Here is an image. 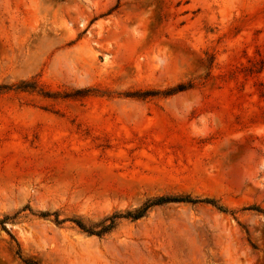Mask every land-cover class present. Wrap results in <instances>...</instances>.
<instances>
[{
    "label": "rangeland",
    "instance_id": "1",
    "mask_svg": "<svg viewBox=\"0 0 264 264\" xmlns=\"http://www.w3.org/2000/svg\"><path fill=\"white\" fill-rule=\"evenodd\" d=\"M18 247L264 264V0H0V264Z\"/></svg>",
    "mask_w": 264,
    "mask_h": 264
},
{
    "label": "trees",
    "instance_id": "2",
    "mask_svg": "<svg viewBox=\"0 0 264 264\" xmlns=\"http://www.w3.org/2000/svg\"><path fill=\"white\" fill-rule=\"evenodd\" d=\"M191 85H184V84H182V85H179V86H177L175 89H174V91H181V90H184L185 88H187V87H190ZM21 87V86H20ZM27 87H31V86H27ZM23 88H26L25 86L23 87ZM32 88V87H31ZM169 200V198H164V197H159V198H157V199H155V200H149V201H146L144 204H142L139 208H137V209H135V210H133V211H127L126 213H125V215H123V216H125V217H132V218H139V217H141L142 215H144V213H146V211L151 207V206H153V205H156V204H162V203H165V202H167ZM172 200H187V201H192V202H196V201H201V202H206V203H210V204H212V205H214V206H216L218 209H221V207H218L217 205H216V203L214 202V201H212V200H209V199H189V198H187V197H180V198H176V197H174ZM253 209H255V210H257V211H262L261 209H259L258 207H252ZM120 216H122V215H118V214H115V215H113L112 216V218H111V225H109V226H104L103 227V229H101V230H95V229H93V228H86L85 227V225H83V223H81V222H79L78 221V226H79V228L81 229V230H83V231H85V232H87V233H90V234H100V233H102L103 231H105L106 229H109L110 227H112L113 226V223H114V220L116 219V218H118V217H120ZM56 221L57 222H59V220L58 219H56ZM15 254L18 256V258H20V259H22V261L25 263V264H38V263H36L35 261H32V260H30V259H23L22 257H21V249L18 247V249L16 250V252H15Z\"/></svg>",
    "mask_w": 264,
    "mask_h": 264
}]
</instances>
